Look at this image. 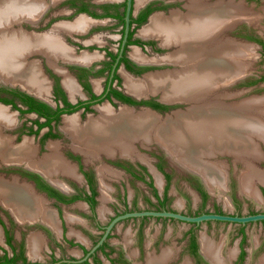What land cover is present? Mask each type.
<instances>
[{"label": "rangeland", "instance_id": "rangeland-1", "mask_svg": "<svg viewBox=\"0 0 264 264\" xmlns=\"http://www.w3.org/2000/svg\"><path fill=\"white\" fill-rule=\"evenodd\" d=\"M42 1L44 2V5H48V0ZM145 1L149 0H144V2ZM67 2L68 1H64L60 4L51 6L50 8L49 6L46 8L44 7L42 16L37 23L38 26L32 27L26 23H19L13 24L12 29L21 28L24 31H32L34 33L53 32V34H55L65 46L71 48L72 52L76 55H80L82 52H87L89 54L97 53V57L95 60H92L90 67H102L103 65L101 63L108 61L107 56L104 55V51L108 49L112 53H115L117 50L120 39V26L116 24V21L99 19L94 24L91 22L89 23L91 32L90 34L82 35V37L69 34L64 30H52L51 27L60 21H72L76 19L77 15L74 14L67 17L58 15L61 10H67V8H69L66 5ZM142 3L143 2L138 4L136 0L135 8L137 9ZM234 4L235 8L238 5V12L242 14L239 16L241 19H234L235 22L239 21L237 25L239 26L240 36L235 37L236 35L233 34L231 29L223 33V39L237 44H239V42L241 43L239 46L241 48L242 55L239 57V61L243 67L245 66V73L241 81L227 87L224 91H222L223 93L219 95V97H223L221 100L228 104H237L243 101L246 102L248 100L253 102L255 100H251L252 98H260L263 102L260 104L261 106H259L260 110L257 108V117L260 119L261 123L264 124V82L252 84V82L264 76V54L259 44L246 38L247 36H253L264 41V0H235ZM185 8V0H178L162 11L163 15L161 14V16L168 17L172 12H180V14H185ZM153 15L158 14L155 13ZM148 23L145 22L140 27L136 28V30H133V36L135 38L140 37L143 39H150L153 42L144 45V47L140 45H130L128 48H126L125 55L128 58L134 60L131 57L130 52L132 51V48H137L146 57L150 59H156V61L146 63L148 64V69L145 70L141 75L135 76L127 75L122 70V66L119 67L118 75L120 78L118 83L116 81L114 82V87L132 99H155L160 101L163 107H165L163 112H157L161 117L159 121H162L165 118V115L172 116L173 111H186L190 104H166V101L161 99L160 93L136 97L128 93L124 87V76L126 75L134 79H143L145 75L164 74L178 69V67L174 64L160 61L162 58L173 52L175 47H168L164 45L161 46L158 39L154 37H143L140 35V30ZM78 41L80 43H77ZM32 61L37 62L40 69L43 70L44 74L47 76V82L49 85L47 101L53 106H55V101L53 99L54 88L52 76L57 77L58 81L63 87V93L70 102L75 103L80 98H83L82 94L80 93L81 91L77 92L73 97L69 96L62 83L63 73L53 70V67L49 64V59L46 60L45 57L40 54H28L25 58H23V56L19 58V62H22L23 65H26ZM80 64L82 65L83 63ZM59 66L60 67H58V69L61 68L59 70H66V74L69 73L70 76L73 74V71L68 69L69 65L64 66L59 64ZM72 66L75 67V64ZM96 73L97 75L90 77V79L92 82V91L98 93L103 87V80L106 72L101 69ZM18 89V85L14 86V90ZM59 89L61 90L60 87ZM0 95H2L3 99L7 101L15 100L17 105L21 107L20 109L24 110V106L20 105L19 102L11 95H4L3 93H0ZM210 97L213 101H215L217 95H210ZM106 103L107 101H104L103 103L96 104L95 107L104 105ZM110 106L113 111H118L119 108L124 105L116 104L115 106L114 104H111ZM0 108L6 109L11 115V123L10 125L5 124L6 126H2L1 136L9 138L11 144L15 146L19 145L23 139L29 138L31 140L30 143L36 149V156L40 158H42L41 156L48 152L47 145L49 143H56L58 145L57 150L61 155L64 154L68 157L70 154H79L81 151L77 149V146L74 145L68 135L61 129L62 119L63 117L76 114L80 122L84 124L89 116L96 117L98 115L97 109H95L93 112H84L82 114L80 112H75L70 115H64L57 124L58 127L55 126L51 129V133L54 136L43 138L47 128L37 130V123H41L43 120L38 118L34 113H22L21 111L11 107V105L1 102ZM132 110L137 113L141 111V107L135 106L132 108ZM155 136L156 132L154 133V138ZM152 140V142L143 141L142 139H136L135 141H132V153L131 156L128 157H131V159L134 161L140 160L149 168L152 167L154 155L161 158L162 163L164 164L163 167L172 175L165 193L166 200L164 206L166 209L190 216L208 212L239 216L264 213L263 195L259 194L258 197H251L242 192V188L240 186V174L242 169L240 160L235 159V157L229 155L228 153L219 154L210 159L217 162L218 164L220 163L224 167V170L226 171V182L224 188L221 189V191H211L210 194L209 190L203 187L205 193L207 194V199L203 201L194 188L197 186V178H193L192 176V178L189 177V173L174 163L167 156L165 151L155 142V140ZM262 150L264 152L263 146ZM135 151L139 155H137ZM98 154L97 161L99 162L94 161V159L97 157L87 158L83 154L85 156L83 157V160L86 161V159H88L87 163H89L87 166H85V168L96 165V163H101L105 160L103 153ZM112 156H119V154L114 153ZM135 156L144 159V161ZM1 162L2 161H0V163ZM13 169H25V165L19 164L18 167H4L0 169V175L3 177V179L0 178V181L10 182L12 181L13 176H18L16 173L12 172ZM57 174H61L58 175V178L63 179L69 185L75 184V179L69 177V175L65 176V174L63 175L62 173ZM100 179L99 181L101 184H106L107 188L104 195L107 200L102 205L105 208L103 213H100L99 211L102 201L98 202L97 204V217L99 225L105 227L117 212L121 213L125 210L126 203L131 209L134 208L132 206L133 200L136 201L135 210H157V204L153 197L152 189L149 186L140 183L126 175H107L103 179ZM157 180L159 181L157 182ZM17 182L19 184H23V182L29 183L28 181L20 178L17 180ZM152 183L159 196L162 198L163 189L165 187V179L162 176L159 179H157L156 176H153ZM117 185L126 186L127 193L124 198V203L122 200L117 198L116 193L118 191L116 192V190H114L115 186L117 187ZM35 192L36 194L41 195V193L37 191ZM45 206L49 209H54L49 204V202L45 203ZM85 209L86 208H84L78 202L62 209V215L65 218L66 216H71L76 219V221L73 223H67L68 227L66 234L68 235L69 233L71 235V230L79 233L82 236L81 238L68 236L67 240H63L62 238L58 237L57 240L59 241V244L62 245V248L58 250L54 245V241H48L43 237V242L41 243L39 252L40 256L36 258L29 256L27 242L25 243V248H27L25 249V256L27 257V260L30 263L33 262L40 264H52L55 261H60V263L63 264H74L72 263L73 260L82 259L84 257V251H82L77 245L83 244L87 250H90L99 241L102 234V232L97 229L93 223H86L85 221H82L78 218L80 213L87 211ZM1 212L2 211L0 209V214L3 215V221L6 225H4V227H6V231L11 237L14 246H18L20 242V233H23L22 238L25 242L30 232H34L35 229H29L26 225L20 224L21 222L17 221L14 217L11 218L9 211H6L8 215H4ZM83 227L85 229H83ZM22 228H24V230H22ZM192 235L194 236L197 243V253L199 248L202 250L201 241L206 240L207 243L209 242L212 247L216 249L218 260L220 259L221 261H224L221 262L222 264H261V261L264 258V222L247 223L244 226L224 222H206L196 226L194 224L183 223L176 220L157 218L130 219L119 222L111 230V233L106 240L108 246L104 249V251L98 250L96 255L101 264H146L148 257L158 256L163 250H169L173 255H171L172 257L167 264H187L186 262L189 264H210L204 260L199 253L198 258L192 256L190 253L189 240ZM68 242L72 243V245H69ZM0 246L4 247L7 251V254L11 256L10 247L4 242L1 229ZM241 250L244 251V256L241 260H239V254ZM106 254L108 256H106ZM3 255L4 251L0 248V257ZM89 261L91 264H94L92 259H89ZM211 264L214 263L212 262Z\"/></svg>", "mask_w": 264, "mask_h": 264}, {"label": "bare ground", "instance_id": "bare-ground-1", "mask_svg": "<svg viewBox=\"0 0 264 264\" xmlns=\"http://www.w3.org/2000/svg\"><path fill=\"white\" fill-rule=\"evenodd\" d=\"M141 2L144 0H137L138 4ZM187 3L186 14L172 12L168 17L153 15L139 32L143 37L158 39L161 46L175 47L160 61L174 64L178 69L164 74L145 75L143 79L126 75L124 87L136 97L160 93L163 101L185 102L190 104L188 109L159 121L160 118L151 110L135 113L132 108L120 107L118 111H113L104 104L97 107L98 115L89 116L84 124L76 114L63 117L61 129L87 158H95L101 152L108 156L116 152L131 156L132 141L142 139L152 142L154 139L172 160L202 176L210 191H221L225 186L226 172L220 163L210 159L216 154L226 153L238 160L243 158L247 153L251 130L254 126L258 127L252 113H255L254 108L259 103L248 100L228 104L222 100L213 101L210 97L221 95L228 87V81L245 72V66L239 61L241 43L238 45L223 39V31L227 28L225 23L227 25L234 18L241 19L239 16L242 14L237 6L212 5L206 0H187ZM43 5L42 0H0V80L18 82L29 92L47 100L49 85L40 75L38 65L19 62L20 57L25 58L29 52L38 50L46 55L55 71L63 73V86L73 97L79 92L78 86L70 75L55 67L54 59L87 65L95 60L97 53L82 52L76 55L53 32L29 33L12 29L13 24L39 17ZM80 18L73 25L60 23L54 28L79 31L85 25ZM88 19H85L86 22ZM130 55L140 63L156 61L137 48H132ZM10 123L11 115L0 108V161L25 164L49 177L57 173L75 174L57 155L58 145L49 143L50 152L42 158L36 157L29 138L23 139L17 146L12 145L9 138L1 136L2 126ZM241 186L242 191L250 190L246 179ZM33 193L28 184H19L15 180L0 181V202L12 211L17 220L24 222L48 218L52 221L50 211L47 210L43 216L44 201ZM249 194H252L251 190ZM253 197H256L255 194ZM102 200H105L104 196ZM40 245V238L30 237L28 253L31 257L38 256ZM201 247L214 264L224 262L218 260L216 249L206 240L201 241ZM171 255L169 250H163L158 256L148 257L146 264H167ZM261 264H264V258Z\"/></svg>", "mask_w": 264, "mask_h": 264}, {"label": "flooded vegetation", "instance_id": "flooded-vegetation-1", "mask_svg": "<svg viewBox=\"0 0 264 264\" xmlns=\"http://www.w3.org/2000/svg\"><path fill=\"white\" fill-rule=\"evenodd\" d=\"M176 1H178V0H149V1L143 2L136 9L135 8L136 0H132V9H131L130 21H129V31H128L127 38H126V44H125L124 50L122 52V55L117 62H116V59H117V56L119 54L120 45H121V41H122L123 36H124V30H125L124 15H125V2H126V0H120L118 2L107 1V4H106V1H104V0H99V1L70 0L69 2L66 3V5L72 9V14H74V15H86L88 17H91V18L97 19V20L103 19V20H109V21L110 20L116 21L117 22L116 24H118V26H120V39H119L118 47H117V50L115 53H112L108 49H106V51H104V55L107 56L108 61L101 63L103 65L102 67L94 68L92 66L90 67V64L89 65L88 64L87 65L86 64H82V65L80 64L79 65V63H76L78 65H75V67L72 65H69L68 69H71V71H73V74H72L73 76L71 75V78H72V80H74L77 83V85L79 86L78 90H79V92L81 91L80 93L83 96V98H80L75 103H72L67 99V97L63 93V91H64L62 89L63 87L61 86V84L58 81L56 76H52L53 88H54L53 89V99L55 101V106H53L51 103L47 104L45 102L34 99L30 95H28L24 92H21L19 90H16L17 92H19L23 95H27L30 98H32L35 101L33 106L38 107L40 105V103L46 105V108H40L39 109L40 112L43 113L44 115H39L36 112H27V113H34L38 118H41L43 120V122L37 123V130L42 129V128H47V131L43 135V138H48V137L54 136L51 133V129L55 126L58 127L57 124L59 123V121L63 115H70V114H73L75 112H80L81 114L84 112H91V111L93 112V111H95V109H97V107H95V105L99 104V103H103L104 101H107L108 107H111L110 106L111 104H114L115 106H116V104H122V105H124L122 107H126V108H133L135 106H139V107L143 106V107L149 108L150 110H152L154 112H163L164 111L165 107H163V105L160 103V101L155 100V99H143V100L132 99L131 97H129V96L125 95L124 93H122L121 91L117 90L114 87V82L116 81L118 83V81H119L120 76L118 75V69L121 66H122V70L124 71V73H126L129 76L141 75L142 73H144L145 70L148 69V67H147L148 64H146V62L140 63V62H137L135 60L128 58L125 55L126 48H128L130 45H140V46L144 47V45L153 42L150 39H143L140 37L135 38L133 36V30H136V28L140 27L145 22L148 23L149 17H151L153 14L156 13L160 16H161V14L163 15L162 11H164L168 6H171L172 4H174ZM206 1H207V3L212 4V5H215V4L217 5L218 4L217 2H220V0H206ZM222 1H224V0H222ZM185 2H186L185 10L187 13V4H188L187 0H185ZM234 19H236V18H234ZM234 19L230 23H228L226 26L230 27L231 24L233 23L232 28H231L233 31V34L236 35L235 37H239L240 36L239 35V26L237 25V23L239 21L235 22ZM90 22H93V21H90ZM94 23H96V22H94ZM231 29H229V30H231ZM84 30H85V32L75 33L73 35L82 37V35H87V34H90V32H91L89 25ZM129 33H131L132 36L130 38V42L128 43L127 40H128ZM77 43H80V42L78 41ZM73 63H75V62H73ZM101 64H100V66H101ZM72 67H74V68H72ZM101 69H103L106 72L104 80H103V87L101 88L100 92L95 93L91 89L92 82H91L90 77L97 75L96 72L101 70ZM66 75H69V73H67ZM59 87L61 88L62 91L59 89ZM3 90H7V89H3ZM0 93H3L4 95L5 94L11 95L13 98H15L19 102L20 105L24 106V110L28 108V103L25 102L23 99H21V96H18L17 93H9V92H3V91H0ZM57 93H58V96H57ZM59 93H60V95H59ZM219 95H217L216 100L223 99V97H219ZM0 98L3 99V96L0 95ZM124 98H128L131 103L126 101ZM12 102H13L12 104H14L16 106V108H19V109L21 108L19 105H17L15 100H12ZM12 104H9V105H11V107H13ZM59 109H63L64 111L61 112L57 116V119H53V120H51V122H49V124H45L46 119L54 117L56 112ZM97 111H98V109H97ZM52 144L57 145L56 143H52ZM33 148L35 149V147H33ZM47 149H48V152H50L48 145H47ZM56 152H57V155L61 158L62 162L66 163L70 169H73V172L75 174L73 176L69 175V177H72L73 179L76 180V181L74 180L75 184L69 185L63 179L58 178V175H61V174H56V175L49 177V176H45L46 174L43 173L42 171L40 172V170L33 169L30 167H28V168H30L32 170H27V169H13L12 170V172L16 173L20 179H24V180L28 181L30 185L28 183H25V182H23V184H28L29 187L34 192L33 194L35 196L36 195L39 196L44 201V207L42 209L43 216H45V213L47 210H48V212L50 211L53 215L52 221L49 220L48 218H46V219L38 218V219L33 220V221L25 220L24 222H22L20 220H17V218L13 215L12 211L8 208L10 210L11 214L14 216V218L17 221L21 222L20 224L26 225L29 229H31V228L35 229L34 232L33 231L30 232V234L26 238L28 243H29L30 237H38V238H40V244H41L43 242V237H44L48 241H52V242L54 241L55 247L59 250L62 248V245L59 244V241L57 240L58 237L62 238L63 240L64 239L67 240L68 236L69 237L75 236L76 238L82 237L77 232H76V234H71V235L69 233H68V235L66 234L67 227H68L67 223L68 224H70L71 222L73 223L74 221H76V219L72 218L71 216H66V218H65L62 215V209L63 208H66L67 206L72 205V204L77 203V202L80 203L84 208H86L85 210H87V211H83L82 213H80L78 218L82 221H85L86 223H93L94 226L102 232V234H101V236H102L104 233V226H101L98 224L97 204H98V202L102 201L101 207L99 208V211H100V213H103L105 208L102 205L105 203V201L107 199L105 198V200H102V197L103 196L105 197L104 193L106 192L107 187H106L105 183L101 184L99 179L104 178L107 175H109V176L118 175V174L121 176L126 175L132 179H135L136 181H138L140 183H143V184L149 186L152 189V194H153V197H154L156 204H157V208H156L157 210L154 209V211H161V210L172 211V210L166 209L164 206L165 200H166V196H165L166 189H167V186L169 184V181H170V178L172 175L167 170H165V168L163 167L164 164L162 163V160L159 156H156V155L153 156L154 157L153 161H152L153 164H152V167L149 168L140 160L134 161L131 159V157H128L126 155H120L118 152H116V153H118L119 156H107L103 153L104 159H105L103 162L96 163V165L88 166L87 168H85V166H87V164H89V163H87L88 159H86V161L83 160V157H85V156L81 152H79V154H70V155H68V157L65 156L64 154L61 155L60 152L57 150V148H56ZM47 153H45L44 155H46ZM103 154H101V155H103ZM35 155H36V152H35ZM44 155H42L41 157H43ZM137 155H139V154L137 153ZM140 156H143V155H140ZM36 157H38V156H36ZM135 157L139 158L138 156H135ZM38 158H40V157H38ZM139 159H141V158H139ZM97 160H98V157L96 159H94V161L99 162ZM141 160L144 161V159H141ZM23 165H25V164H23ZM65 176H68V175H65ZM153 176H156V177L162 176L165 179V187L163 189V197L162 198L159 196L156 188L153 186V183H152ZM188 176L189 177L192 176L193 178H197L196 176H194L192 174H190V175L188 174ZM167 178H169V180H167ZM104 186H105V188H104ZM229 186H231V185H229ZM194 188H195L196 192L200 195L202 200L205 201L207 199V194L205 193L206 197L204 198L202 196L201 192L199 191V188L202 191H204V189H203V186L201 185L198 178H197V186ZM120 189H121V191H120ZM114 190H116V192L118 191L116 193L117 198L122 200V202L124 203V198H125L126 193H127L126 192V186L125 185H122V186L117 185V187L115 186ZM35 191L41 193L42 196L36 194ZM102 191H103V193H102ZM98 197H100V198H98ZM47 202H49V204L54 209L47 208L45 206V203H47ZM132 206L134 208L131 209L129 207V205L126 203L125 204V210L122 211L121 213L117 212L112 217V219L116 216L122 215V214L127 213V212L146 211V210H135V208H136L135 207L136 206L135 200L132 201ZM0 209L2 211L1 213H3L4 215L7 214L6 213L7 210L2 209V208H0ZM208 213H211V212H208ZM11 214L9 213V215L12 218L13 216ZM221 214H223V213H221ZM145 218H150V217L131 218V219H145ZM112 219H110V221ZM157 219H160V218H157ZM126 220H130V219H126ZM123 221H125V220H123ZM120 222H122V221H120ZM108 223H107V225H108ZM4 225H5V223L3 221V215L0 214V228L2 231V235L4 237V242L6 243V245H8L10 247V250H11V256H9L7 254L6 249L4 247L0 246V248L3 249V251H4V255L7 258L15 257V259H16L15 264H40V263H33V262L30 263L27 260V257L25 256V249H27V248H25V243H27V241L25 240V242H24V239L22 238L23 233L22 234L20 233V242H19L18 246H14L12 239L9 236V234L7 233L6 227H4ZM83 229H85V228L83 227ZM22 230H24V228H22ZM33 233H35V234H33ZM110 233H111V231H110ZM110 233H109V235H110ZM109 235H108V237H109ZM108 237H107V239H108ZM68 243H69V245H72V243H70V242H68ZM103 244L107 245V242L105 241ZM77 246L82 251H84L83 252L84 256L89 251L83 246V244H79ZM40 247H41V245H40ZM51 247H52V245H51ZM99 248L94 252L93 255H91L86 260L89 264H91L89 259H92V262L94 263V259L97 258L96 252L98 250H100ZM28 251H29V246H28ZM101 251H104V249ZM39 252H40V249L38 251V256H35L32 258L39 257L40 256ZM83 263H81V264H83ZM52 264H63V263H60V261H55Z\"/></svg>", "mask_w": 264, "mask_h": 264}, {"label": "water", "instance_id": "water-1", "mask_svg": "<svg viewBox=\"0 0 264 264\" xmlns=\"http://www.w3.org/2000/svg\"><path fill=\"white\" fill-rule=\"evenodd\" d=\"M220 2L222 4H224L225 6H234V1H222L220 0ZM216 3V2H215ZM241 4V3H239ZM237 5V4H236ZM238 6V5H237ZM131 9H132V0H126L125 2V15H124V22H125V30H124V36H123V39L121 41V45H120V50H119V54L117 56V59H116V62L119 60V58L121 57L122 55V52L124 50V47H125V44H126V38H127V34H128V31H129V21H130V13H131ZM42 13L43 11L39 14L40 16L37 17L36 19H33L32 21H28V20H22L21 22H19L20 24L21 23H26V24H29L30 26L34 27V26H38L37 23L40 19V17L42 16ZM238 19V18H236ZM17 23V24H19ZM232 25L233 23L231 24V26H227L226 29H224L223 32L225 31H228L229 29L232 28ZM52 30L54 28V25L51 27ZM21 29V28H19ZM22 30V29H21ZM25 32H28V31H25ZM29 33H34V32H30ZM239 45V44H238ZM29 55L31 54H40L42 55L43 57H45V59L47 60V57L46 55L41 52V51H31L28 53ZM27 54V55H28ZM30 63H36L38 65L37 62H30ZM61 65H78L76 63H73V62H68V61H64L62 60L61 58H56L54 59V65L56 68L60 67L59 64ZM38 69H39V73L40 75L45 78V80L47 81V76L44 74L43 70L40 69L39 65H38ZM61 69V68H59ZM54 70V68H53ZM62 71V70H61ZM66 71V70H65ZM64 70L62 72H65ZM66 73V72H65ZM244 73L245 72H242L239 76H236L234 79L228 81L227 85L226 86H231L232 84L234 83H237L239 81L242 80L243 76H244ZM19 86V91L21 92H24L28 95H30L31 97H33L34 99H37L39 101H42V102H45L47 104H50L47 100H45L44 98H41L31 92H29L25 87L21 86L20 83L18 82H10V81H1L0 80V88H3V89H7V90H13L14 89V86ZM139 100V99H137ZM166 104H169V105H174V104H186L185 102H166ZM141 107V111H149L150 109L147 108V107H143V106H140ZM152 111V110H151ZM175 112H181V111H173L172 113L174 114ZM153 113L158 116L159 118L160 115L157 113V112H154ZM64 116V115H63ZM169 115H165V118H168ZM157 143V142H156ZM158 144V143H157ZM159 145V144H158ZM160 146V145H159ZM161 147V146H160ZM162 148V147H161ZM164 150V148H162ZM165 153L167 154V156L171 159V157L169 156V154L167 153L166 150H164ZM217 155V154H216ZM215 155V156H216ZM214 156V157H215ZM212 157V158H214ZM172 160V159H171ZM174 163H176L174 160H172ZM178 166H180L181 168H183L185 171H187L189 174H192L194 176H196L200 183L202 184V186L209 190L208 187H207V184L206 182L204 181V178L202 176H200L198 173L194 172L193 170H190V169H186L184 168L183 166L179 165L178 163H176ZM19 164H15V163H0V169L2 168H7V167H18ZM25 169L27 170H32L28 167L25 166ZM0 178L3 179V177L0 175ZM19 179L18 176H13L12 180H15L17 181ZM27 183V182H25ZM29 184V183H28ZM30 185V184H29ZM210 190H209V194H210ZM0 206L2 209H5L7 211H9V213L11 214L10 210L8 209V207H6L5 205H3L1 202H0ZM12 215V214H11ZM13 216V215H12ZM14 217V216H13ZM144 217H150V218H160V219H170V220H176V221H180V222H183V223H188V224H194V225H200L201 223H206V222H224V223H229V224H238V225H241V226H244L246 225L247 223H257V222H264V213H257V214H251V215H246V216H243V215H228V214H219V213H202V214H199V215H195V216H190V215H185V214H182V213H179V212H174V211H167V210H161V211H154V210H146V211H134V212H127V213H124L122 215H119V216H116L114 217L109 223L108 225H106L104 227V233L103 235L100 237L99 241L85 254V256L82 258V259H79V260H73L72 263L74 264H81L83 262H85L91 255L94 254V252L106 241L110 231L112 230V228L120 221H123V220H126V219H131V218H144ZM1 229V228H0ZM198 253L203 257L204 260H206L208 263H212L211 260L205 256V254L202 252V250L199 248L198 249Z\"/></svg>", "mask_w": 264, "mask_h": 264}, {"label": "crops", "instance_id": "crops-1", "mask_svg": "<svg viewBox=\"0 0 264 264\" xmlns=\"http://www.w3.org/2000/svg\"><path fill=\"white\" fill-rule=\"evenodd\" d=\"M64 1H68L69 2L70 0H56V1L55 0L54 1L53 0H48V2H47L48 5L47 4L43 5V9H41L39 14L44 10V7L46 8V7L49 6V8H50L51 6H54L56 4H60V3L64 2ZM118 1H120V0H114V2H118ZM252 1H256V0H252ZM111 2H113V1H111ZM217 3H221V2H217ZM58 15H61L62 17H67L69 15H72V9L71 8H67V10L66 9L65 10H61L58 13ZM79 18L84 21L85 25H83L82 28L79 31L78 30L75 31L74 29H72V30L66 31V32H68L69 34L70 33L71 34H75V33L84 32L85 31L84 29L89 25L90 20L93 21L92 23L97 22V19H93V18L88 17L86 15H77L75 20H72V21L63 20V21L58 22L57 24H60V23L66 24L67 23V25L70 26L71 24L72 25L75 24V22L77 20H79ZM85 19H88V21L86 22ZM55 25L56 24H54V26ZM76 26H78V25H76ZM225 26H226V23H225ZM55 30H60V29H55ZM251 100H256V102L259 103V104L256 103L257 105L254 108V110H256L255 113L254 112L252 113V115L255 117V120L257 119V122H258L257 126L258 127L254 126V129H252L253 131L251 130V133H250L251 138H249L248 145H247V148H246V152L248 154L246 153L245 155L242 156L243 158L240 159L241 167H242L241 174H240V183H241L240 186L242 185V181L246 179L248 181V183H249V186L251 187V188L249 187L248 189L251 190L252 194H249L250 190H248L249 192L247 190L246 191H242V192H244V193L246 192L245 194L248 195V196H251V197H253L254 194H255V196H259V194H261L264 197V152L262 150V146L264 147V124L261 123L260 119L257 117L258 116L257 108L260 110L259 106H261L260 104L263 101H261L260 98L259 99L258 98H252ZM249 153H250V155H249ZM244 156H246V157H244ZM246 173H248V174H246ZM252 174H254L253 175L254 177L252 176ZM246 175H248V176H246ZM241 188H242V186H241ZM28 246H29V243H28Z\"/></svg>", "mask_w": 264, "mask_h": 264}, {"label": "trees", "instance_id": "trees-1", "mask_svg": "<svg viewBox=\"0 0 264 264\" xmlns=\"http://www.w3.org/2000/svg\"><path fill=\"white\" fill-rule=\"evenodd\" d=\"M131 33H129V35H128V40H127V42L129 43L130 42V38H131ZM248 40H250V41H254L255 43H257V44H259L260 46H261V48H262V52H263V54H264V41H262V40H260V39H258V38H256V37H253V36H248V37H246ZM258 82H264V76L263 77H260L259 79H257L256 81H254V82H252V84H255V83H258ZM2 89V88H1ZM0 89V91H3V92H9V93H17V95L18 96H21V99H23L25 102H27L28 103V108L27 109H25V110H21V109H19V108H16V106L14 105V104H12L13 102L12 101H7V100H5V99H2V98H0V102L1 103H5V104H12L13 105V107L15 108V109H18L19 111H21L22 113H27V112H36V113H38L39 115H44L43 113H41L40 112V108H46V105L45 104H42V103H40V105L38 106V107H35V106H33V104H34V100L32 99V98H30L29 96H27V95H23V94H21V93H19V92H17L16 90H1ZM126 101H128V102H130V100L128 99V98H124ZM131 103V102H130ZM158 107V106H157ZM64 110L63 109H59L57 112H56V114H55V116L54 117H52V118H47L46 119V123L45 124H49V122H51V120H53V119H57V116L61 113V112H63ZM167 180H169V178H167ZM199 191L201 192V194H202V196L205 198L206 197V194H205V192L204 191H202L200 188H199ZM243 240V239H242ZM107 247V245L106 244H103L99 249L100 250H103V249H105ZM189 249H190V253L192 254V256H194V257H196V258H198L199 256H198V253H197V243H196V240H195V238H194V236L192 235L191 237H190V240H189ZM106 256H108L107 254H106ZM243 256H244V251L243 250H241L240 251V254H239V260H241L242 258H243ZM15 257H12V258H7L5 255L3 256V257H0V264H15ZM83 264H89L87 261H85ZM94 264H101L100 263V261L97 259V258H95L94 259Z\"/></svg>", "mask_w": 264, "mask_h": 264}]
</instances>
